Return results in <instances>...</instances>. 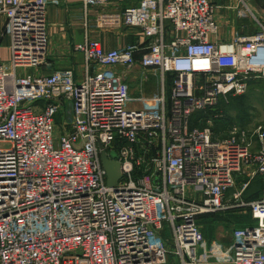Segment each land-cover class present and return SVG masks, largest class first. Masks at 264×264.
I'll use <instances>...</instances> for the list:
<instances>
[{
  "label": "built area",
  "instance_id": "obj_1",
  "mask_svg": "<svg viewBox=\"0 0 264 264\" xmlns=\"http://www.w3.org/2000/svg\"><path fill=\"white\" fill-rule=\"evenodd\" d=\"M248 2L142 0L108 12L110 0H83L102 9L100 28L136 29L144 42L77 46L87 63L124 71L77 81L72 70L18 72L49 66V0H0V44L7 39L10 51L0 59V264H168L171 249L199 264L198 219L236 209L256 225L234 231L228 264H264V198H243L254 179L264 186V127L214 134L220 107L264 80V14ZM226 9L258 30L213 41ZM136 68L159 72L163 88L169 78V104L163 91L158 109L127 108L123 81ZM66 104L70 130L57 138ZM99 145L121 164L114 188ZM238 176L248 180L236 190Z\"/></svg>",
  "mask_w": 264,
  "mask_h": 264
},
{
  "label": "crops",
  "instance_id": "obj_2",
  "mask_svg": "<svg viewBox=\"0 0 264 264\" xmlns=\"http://www.w3.org/2000/svg\"><path fill=\"white\" fill-rule=\"evenodd\" d=\"M142 0H110L109 6L105 9L108 12H122L126 8L136 7ZM217 5L232 6L230 0H211ZM233 1V0H232ZM102 9L100 7H88L85 8L83 0H49L47 7V22H48V67L40 68L35 73L39 75H49L55 71L72 70L74 77L77 81L83 80L88 73L102 71L107 68H101L94 66L92 63H87L85 55L82 52L76 50L77 46L84 44L87 41H98L102 44L105 50L120 49L128 44L143 43L144 37L141 32L136 29H123L121 31L100 28L98 25V17ZM227 12L221 10L218 13L217 20L219 26L224 22H228L226 16ZM226 16V17H225ZM5 18L0 16V35L3 32L5 25ZM212 40L230 41L231 39L222 36H216ZM10 57L9 44L7 39H3L0 44V59L8 61ZM139 69V68H138ZM149 74V73H148ZM162 92L167 91V86L162 87ZM244 96L234 97L243 99ZM241 100V101H242ZM236 102L233 106L230 104L228 111L238 105ZM160 103L155 102L151 107L153 109L159 108ZM221 106L223 112L224 107ZM67 113L71 112V106L66 104L65 109ZM63 111V112H65ZM63 112L57 116V135H63L70 130V126L65 125V121H59V118L63 116ZM229 113V112H228ZM225 123H215V131L220 134L219 138L225 137L221 134L225 130ZM231 127V125H230ZM225 133V132H224ZM246 176H238L236 180V190H239L242 185L247 181ZM243 198L247 201L259 200L264 198V186L260 178L254 179L244 192ZM228 217L227 219H233L237 223L238 228L250 227L255 220L252 218L251 213L247 209H236L229 211L225 214L214 215V228L212 225L207 224V230L202 231L204 235V241L198 249V262L199 264H228L229 254L228 248L233 243V228L230 223L221 220V217ZM204 222H208L211 217H204ZM208 218V219H206ZM201 220V222H202ZM213 220V219H210ZM229 221V220H228ZM214 232H213V229ZM170 256V255H169ZM168 256V264L170 259Z\"/></svg>",
  "mask_w": 264,
  "mask_h": 264
},
{
  "label": "rangeland",
  "instance_id": "obj_3",
  "mask_svg": "<svg viewBox=\"0 0 264 264\" xmlns=\"http://www.w3.org/2000/svg\"><path fill=\"white\" fill-rule=\"evenodd\" d=\"M236 3V0H235ZM251 6L254 12L256 13L257 17L262 19L263 21V12H264V0H249L248 2ZM230 4H234V0H230ZM225 7H236V4L232 6H226ZM227 13L225 14L227 17L228 22H224L223 25L220 26V31H219V36H224L225 38L232 39L237 35H242V36H247V35H252L258 30V24L257 22L251 17H244V18H239L237 15V11L234 10H229L226 9L224 10ZM225 16V17H226ZM108 71L106 72H113L114 74L118 76H123L124 72L122 69H118L113 71L112 69H107ZM35 69H19L18 72L22 74H36ZM167 86V91L165 92V97L167 100V104H169L170 100V80L167 78L166 84ZM123 87L126 93L127 97V108L136 110V109H153L149 108L152 106L153 103L159 102L160 99L163 95L162 92V80L159 72H151L147 73L145 76L144 73L136 68L133 71H131L128 75H125L124 81H123ZM242 98H238V100H235V98H231L230 104L233 106L236 102L241 101L238 103L236 107L228 111V107H224L223 109V114L222 117H220L221 120L219 122H215L216 124L220 123H227L228 126H225V130L233 126L236 127H242L244 129L252 131L253 129L262 126L264 127V80L260 81H253L250 85L249 90L247 91L246 94L243 95ZM158 109V108H157ZM65 111V110H64ZM68 112V111H67ZM66 111L63 112V116L59 118V121H65V123L69 122L71 120V112L67 113ZM229 112V113H228ZM215 126L214 125V134L215 137L218 134L215 131ZM225 132V133H224ZM223 136L229 135V131H223L221 132ZM60 135H57V138H59ZM223 138V137H222ZM2 148H9V145H1ZM110 154L112 156H117V153L115 150H111ZM225 214V213H221ZM215 215V214H214ZM214 215H208V216H203L200 219H198V224L200 227V232L202 236V240L197 248V253L200 245L204 241V235L202 231H206L207 227L206 225H212L214 228ZM204 217H211L210 219L213 220H208V222H204L202 219H205ZM228 218V217H227ZM226 217L222 216L221 220L226 221L231 224L233 230H238V229H243V228H238L237 223L233 219H227ZM208 219V218H206ZM202 220V222H201ZM229 220V221H228ZM256 222H253L251 226H255ZM212 228V229H213ZM214 232V229H213ZM234 233V232H233ZM167 236H169L170 231L167 228V231L165 232ZM169 259H170V264H182V261L180 260V257L173 253V249L170 250L169 253ZM198 256V255H197Z\"/></svg>",
  "mask_w": 264,
  "mask_h": 264
},
{
  "label": "water",
  "instance_id": "obj_4",
  "mask_svg": "<svg viewBox=\"0 0 264 264\" xmlns=\"http://www.w3.org/2000/svg\"><path fill=\"white\" fill-rule=\"evenodd\" d=\"M99 147L102 165L107 173V184L109 187L114 188L123 178L121 164L117 160V156L107 153L102 145H99Z\"/></svg>",
  "mask_w": 264,
  "mask_h": 264
},
{
  "label": "trees",
  "instance_id": "obj_5",
  "mask_svg": "<svg viewBox=\"0 0 264 264\" xmlns=\"http://www.w3.org/2000/svg\"><path fill=\"white\" fill-rule=\"evenodd\" d=\"M218 114H219V113H218ZM219 120H221V119H220V118H217L215 122H219ZM117 145H118V143H117Z\"/></svg>",
  "mask_w": 264,
  "mask_h": 264
}]
</instances>
